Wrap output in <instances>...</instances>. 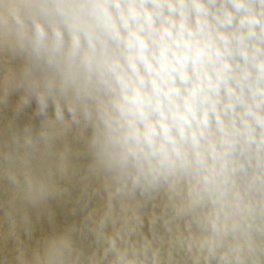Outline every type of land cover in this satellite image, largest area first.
Wrapping results in <instances>:
<instances>
[{
    "label": "clouds",
    "instance_id": "obj_1",
    "mask_svg": "<svg viewBox=\"0 0 264 264\" xmlns=\"http://www.w3.org/2000/svg\"><path fill=\"white\" fill-rule=\"evenodd\" d=\"M0 264H264V0H0Z\"/></svg>",
    "mask_w": 264,
    "mask_h": 264
}]
</instances>
